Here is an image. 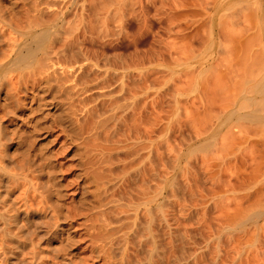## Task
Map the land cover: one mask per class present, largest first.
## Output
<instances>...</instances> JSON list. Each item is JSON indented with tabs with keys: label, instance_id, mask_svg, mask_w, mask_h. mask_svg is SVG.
Returning <instances> with one entry per match:
<instances>
[{
	"label": "rangeland",
	"instance_id": "rangeland-1",
	"mask_svg": "<svg viewBox=\"0 0 264 264\" xmlns=\"http://www.w3.org/2000/svg\"><path fill=\"white\" fill-rule=\"evenodd\" d=\"M19 1L21 0H0V8L2 6L0 12L4 11L5 13H0L4 14V17L1 15L0 18L6 19H0V30L3 32L6 30L5 34L2 32L5 37L0 32V41L3 44L6 37H10L12 34L13 37H16L15 26L11 25V18L7 20L10 15H6L7 11L12 9L11 3L17 5L15 8L21 27L27 24L26 17L33 18L34 15L38 17V13H34L31 8L38 3L40 5L36 7L44 9L46 12L44 20H51L54 13L61 10L67 11L68 19H66L73 28L71 30L70 25L67 27L71 30L70 33L72 32L75 36L79 33L77 25L83 15L89 34L85 35L83 52L88 57L91 66L94 64L93 66L97 69L92 67L93 70L104 73L107 64L111 63L113 68H118V73L123 74L126 78H121V81L117 80L118 82L114 81L113 84L110 83V88L107 89L110 90L112 86V90L115 89L114 91L110 90V92L112 91L111 95L119 97L124 93L129 96L130 93H132L131 95L135 94V90L137 93L139 91L148 92L147 100L145 96H142L140 97L142 101L140 99L139 101L140 109L143 108V105L146 107L140 111H142L143 118H147L146 122L149 121L147 125L150 126L147 127L151 128V130L148 129L150 132L148 142L153 144L156 141L153 144L152 148L154 149L149 162L152 163V166L154 165L155 169L158 168V171L164 172V175L166 173L165 176L172 180L168 181L164 198V212L171 229H176L177 232L179 229L182 250L181 263L264 264V119H260V117L264 118V97L257 92V88V91L254 90L253 84L246 83L247 75L245 77L244 69V59L250 54L256 60L255 74L259 77L264 70V38L262 37L264 36V25L260 22L261 13L260 8L257 7V3L264 4V0H248V2L225 0L226 6L217 14L215 12L216 0H60L61 2L59 0H53L54 2L51 0H24L26 2H23L22 0L21 3H18ZM36 1L37 4L34 5ZM24 3L27 6L24 7ZM53 3L56 8L52 7L51 9L50 6ZM7 5H10V8ZM25 9L30 10V13ZM79 16L81 18L77 20ZM95 25L96 29L91 31ZM128 66L131 70L125 73L123 70ZM59 70H63L62 67ZM10 76L13 78L12 72ZM15 79L18 82V76L10 80L11 84L13 81L15 82ZM123 85L126 87L124 90ZM130 85L133 86L134 91ZM70 86L73 87L71 90L73 95L63 92L59 96L65 104L68 102V106L66 104L67 110L69 109L67 112L72 114L74 120L80 119L76 126L77 129H80L76 130L78 134L73 133V141H67L66 134L71 128L68 123H61L63 119L60 118L59 112L56 113V110L51 112V116H47V121H42L41 118L46 117L45 114H43L44 117L40 113L30 117L27 116L30 113L29 109H22L25 114L24 123L22 121L23 124H21L20 119L9 118L6 125H9L12 130L18 128L19 133L21 131L22 134H20L28 141L34 134L32 128L36 126V121H38L36 124L42 122L56 128L55 133H52L51 136V141L54 140L53 143L50 140L47 144L37 140L35 146H42L44 151H53L55 156L57 154L56 160L59 164L61 163V166H64L63 171L65 170L68 175L67 181L71 183L72 188L77 180L76 169L85 170V166L82 165L84 167L82 168L79 165L80 162L82 163V157L85 158L84 162H93L94 166H91L92 164L88 166L91 170L100 173L102 177L105 175L103 183H106L104 182L107 181L106 174L108 169L113 167L112 164L123 169L126 160L128 162L131 159L130 153L134 152L140 143L135 138L130 141V132L127 126L122 128L123 131L120 130L115 134L114 139L117 143L114 139L108 143L102 135L97 133L101 130L96 131L94 124L96 125L98 120L94 119L90 113L88 114L91 117L89 115L90 118H88V114L85 112L97 103L101 112L102 110L103 112L109 111V99L112 96L98 97V92L93 91L91 93L98 101L92 104L90 100H88L90 102H82L84 96L77 95L78 89H74L75 83H71ZM109 90L104 89V93L109 94ZM72 97H75L74 100ZM100 100L107 102L108 106H103L104 103ZM254 109L257 111L258 117L253 111ZM111 114L113 113L104 115L103 119L111 117ZM25 120H28L27 123ZM32 120L35 121L32 122ZM18 123H20V127L17 126ZM113 123L112 121L111 124L113 125ZM83 125H85L84 128H82ZM131 125L133 126V124ZM141 126L140 124L138 127ZM91 128H94V131ZM138 129L141 130V133L145 131L144 127ZM126 134L129 135L128 140H125L128 137H123ZM143 135L140 134V137L143 138ZM159 135L161 136L159 137ZM15 141L13 142L15 143ZM113 141H115V146H113ZM135 141L138 142L137 145ZM14 143L8 149L9 166L16 170L13 169L14 172L21 173L16 164L11 166L12 162L15 163L14 161L21 157L20 153L17 155V146ZM73 143L81 144L82 149L80 150L84 152L81 154H87L89 161L84 155L73 156L75 154L72 149L76 146ZM7 144H11V142L7 141ZM104 145L105 148H103ZM44 146L47 149H44ZM107 146L112 151L108 150L110 151L108 152ZM112 146L119 150L112 149ZM129 146H133V149L127 148ZM65 148L66 150H64ZM113 160L116 162H112ZM26 173L28 174V171L23 174L27 175ZM72 188L67 191L69 196L65 199L68 205L66 207H75L80 204V195L78 191L76 192V188ZM95 190L96 187L91 185L90 191L95 192ZM17 193L18 191L15 195L19 194ZM102 195L105 199L104 192ZM34 219L41 222L47 218ZM63 221L64 224L61 228L70 226L78 241V245H76L78 257L85 260V264H97V260L93 258L92 241L87 235H82V233H86L85 226L90 225L87 218H69ZM57 231V235L51 243L44 244L51 256L59 251L63 240H65V237L61 238V229L59 228ZM62 259L69 261V257L60 253L58 261L52 262V264L63 263ZM77 261L79 260H76L75 264L78 263ZM8 262L0 247V264Z\"/></svg>",
	"mask_w": 264,
	"mask_h": 264
},
{
	"label": "bare ground",
	"instance_id": "bare-ground-1",
	"mask_svg": "<svg viewBox=\"0 0 264 264\" xmlns=\"http://www.w3.org/2000/svg\"><path fill=\"white\" fill-rule=\"evenodd\" d=\"M243 1L248 2V0ZM21 2L22 0L18 3ZM23 2L26 1L23 0ZM60 2L58 3L59 5L61 4ZM11 4L13 5L11 6L12 9L7 11L6 15L9 14L11 16V14H13L12 17L8 15L9 17H7V20L8 18H11L10 20L12 23L9 22L12 26H15L16 37H13V34H10L11 36L6 37L7 39L3 38L5 39L3 40L4 44L0 41V51L2 53L0 55V59L2 58L0 61V247L2 248L3 255L6 256V261H9L6 264H52V262L58 261L60 253L69 257V261L62 259L63 263L56 262L54 264H75L76 260H79L77 261V264H85V260L77 255L78 247L76 245H78V241L75 239V234L72 232V228L70 226H64V228H61L62 224H64L63 220L69 218H87V221L90 222L88 227L85 226L86 233H82V235H87L92 241L93 258L97 260V264H182L181 235L178 233L179 229L177 228L178 232L175 231L176 229H171L168 218H166L164 212V198L167 185L168 181L172 180L165 176L166 173L164 175V172H159L158 168L156 167L157 169H155L153 167L154 165L152 166V163L149 162V158L152 156L151 152L154 149L152 147L156 141H154L153 144L152 142H148V136L150 133L148 129L151 130V128L147 127L150 126L147 125V122L149 121L146 122L145 120L147 118L144 116V119L141 115L142 111L140 110L143 109L145 105L140 109L141 106L139 101L142 96H145L147 100L146 94H148V92L142 93L138 90V93H141L138 94L136 92L137 90L130 85L132 91L135 90V94L131 95L132 93H130L129 96H127L123 93V95L119 97H114V94L113 96L111 95L112 91L115 89L112 90L113 86L110 89L112 90L111 92L107 89L108 87L110 88V83L113 84L114 81L118 82L117 80L124 78V76L123 74L121 75L118 73V68H113L111 63L107 64L108 66H106V71H104V73H101V70V72H99V70L98 72L93 70L92 67H95L93 66L94 64L91 66L88 57H86L83 52V42L86 40L85 35L87 33V27L84 23L83 15L82 18L79 16V19H77L80 20L81 18L79 25L77 26L79 27V33H82L83 35L79 34L77 29L75 32L79 35L76 34L77 36H75L72 32L70 33L73 26L67 21V11L61 10L60 12L54 13L51 20H44V14L46 12L44 9L36 7L37 5H40V3L37 4L36 1L34 5H37H31V8L34 13H38V17L34 15L32 18L29 15L32 19L26 17V19H28L27 24H25L24 27H21L18 21L20 19H17L18 12H16V4ZM45 4L47 3L45 2ZM53 5L50 6L51 9L52 7H55L54 3ZM25 6L27 5L25 4L24 7ZM225 6V0H216V14L220 13ZM257 7L260 8L261 19L264 20V4L257 3ZM1 8L0 10H2ZM80 8L83 9L81 6ZM26 11H28V9ZM2 12L4 13V11ZM4 14H0V16H3ZM0 19L6 20L4 18ZM261 19L260 22L264 25V21ZM75 27L74 29H76ZM92 28L93 30L91 31H94L96 25L95 28ZM0 32L2 34L3 30H0ZM5 32L3 33L5 34ZM87 35L89 34L87 33ZM262 37L264 38V36ZM95 61L97 60L95 59ZM255 62L256 60L250 54L244 59V69L246 71L245 77L247 75L245 80L247 84H253L252 87L255 88L253 89L256 90L257 88L258 91H256L264 97V70L260 73L261 76L259 75L258 77V75L255 74V71L257 70H255ZM105 63L103 64L104 66ZM60 67H62L63 70L60 71ZM103 68L105 69V67ZM130 70L131 68L128 66V68H125L123 71L128 73ZM13 71L16 73L18 72V74L16 75ZM11 72L12 77L13 74H15L13 78L18 76V82H16L15 79V82L13 81L11 84L10 80H13L10 76ZM9 81L10 83H7ZM71 83H75L74 89H78L77 95L81 97L84 96L82 102L90 100L92 104L93 102L98 101V99H95V95H92L91 92L93 91L98 92V97L105 98L106 96L108 97V95L112 96L109 99V111L103 112L102 110V113L97 103V105L88 108L85 112L87 114L90 113L94 119L98 120L96 121V125L94 124V126H96V131L101 130V132L97 133L102 135L107 142H112L115 134L122 130L124 126H127L130 132V141H132V138H135L139 141L140 145L138 146L139 148L137 147L138 150L136 149L134 152H129L131 158L129 160L130 162L128 161L129 164L127 165L128 162L126 160L127 163L125 162L126 165L123 169H120V166L115 167L114 164L111 163L113 167L111 166V168L109 166L110 169H108V173L106 174L107 181H104L106 183H103L105 175L102 177L96 170H91L88 165L92 164L91 166H94L93 162H84L85 158L82 157L83 164L80 162L79 165L85 166V170L82 169L80 171V168L78 169L76 167V173L78 174H75V177L77 180L75 178L76 181L73 184V188H76V192L78 191V194L80 195V204L75 207H66L67 203L65 199L69 196L67 191L72 188L71 183L67 181L68 175L65 173V170L63 171L64 166H61V163L59 164L56 160L57 154L55 156L53 151H44L41 146L42 143L46 142L47 144L49 140L51 141L52 133H55L56 128L47 125V123L44 124L41 122L40 124H36L38 122L36 121V126L32 128L34 134H30L32 136L29 138L30 141H28L25 140L26 138L23 135H21V131V134L19 133L18 128H13L14 130H12L9 125H6V121L9 118L20 119L21 124H23L25 114L22 112V109L26 108L30 111L29 115H27L30 117L36 113L42 114L41 116L45 114L44 116L46 117L43 116L44 118H41L42 121L46 120L47 116H51L50 114L53 110H56V113L59 112L60 118L63 119V122L61 123H68L71 128H69V132L66 131L68 132L66 134L68 138L67 141H73V133H77L76 130L78 131V129H80H77L76 126L77 123L79 124V118L81 116L78 118V121H75L74 117L71 116L72 114L67 112L69 110H67L68 102L66 103V106L64 100L59 96L63 92L65 94L73 95V92H71V90H73V87L70 86ZM124 85L123 90L126 88ZM130 86L129 88L131 89ZM104 89L107 91L109 90L110 93H104ZM126 91L128 92V89H126ZM72 98L74 100L75 97ZM102 103H104L103 106L107 105V102ZM64 106L66 107L63 108ZM117 111L119 112L117 113ZM253 111L257 115V111H255V109ZM111 112L113 113L111 114V117L108 116L103 119L104 115ZM143 112L145 113V111ZM90 114H88V118L91 117ZM74 116L77 118L76 115ZM252 117L254 118V116ZM27 119H29V117H27ZM36 119L38 120V118ZM260 119L264 118L260 117ZM27 121L28 120H25L26 123ZM34 121L32 120V122ZM112 121L114 122L113 125L111 124ZM138 122V126L141 124V127L137 126ZM227 122L228 119L226 120V123ZM81 123L83 124V122ZM131 124H133V126ZM17 126L20 127V123H18ZM84 126L85 125H83L82 128H84ZM142 127L145 129V131H142L144 133H141V130L138 129H141ZM93 129L92 131H94ZM99 134L97 135L99 136ZM140 134H144L143 138L140 137ZM128 136L126 134V136L123 137ZM160 136L161 135H159V137ZM15 137L16 139H13ZM81 137L83 139V136ZM128 139L129 137L125 140ZM37 140L42 142L41 145H39L41 147L35 146ZM7 141L11 142V144H7ZM13 141H15V143ZM53 141L51 142L53 143ZM115 141H113V146H115ZM149 141H151V139H149ZM12 143L17 146V155L20 153L21 157L20 159L17 158V161H14L15 163L12 162L11 166L16 164L21 173L14 172V168L9 166L10 157L8 156V149L11 147ZM81 144L76 143V146L74 145L75 147H73L72 152H74L75 155L73 156L84 155L81 154ZM137 144L138 142H136V145ZM45 146L44 149H47ZM113 146L112 149H115L116 147ZM130 146L127 148L133 149V146ZM107 147V151H112L109 146ZM117 147L119 148V146ZM103 148H105V145ZM64 150H66V148ZM104 154L105 153L103 152V155ZM108 154L110 155V153ZM99 155H101V153H99ZM114 160L117 159L114 158ZM114 160L112 162H114ZM83 166L82 168H84ZM26 170L28 171V174L26 173L27 175L23 174L24 172H27ZM160 170L162 171V169ZM91 185L96 187L95 192L90 191ZM17 191L19 194L17 193L18 195H15ZM102 192L106 195L105 199H103ZM34 218L47 219L39 222L40 220L37 219L38 221H35ZM59 228L61 229V238L65 237V240H63L59 251H56L53 256H51L49 255L50 252L44 247V244L49 245L51 243L52 239L57 235V230Z\"/></svg>",
	"mask_w": 264,
	"mask_h": 264
}]
</instances>
